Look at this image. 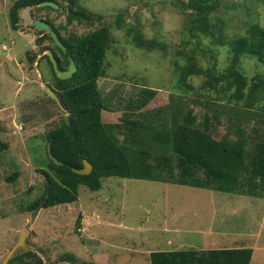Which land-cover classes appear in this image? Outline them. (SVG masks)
Masks as SVG:
<instances>
[{"label":"rangeland","instance_id":"rangeland-1","mask_svg":"<svg viewBox=\"0 0 264 264\" xmlns=\"http://www.w3.org/2000/svg\"><path fill=\"white\" fill-rule=\"evenodd\" d=\"M16 1L0 0V141L9 144L0 154V264L24 232L26 246L16 254L26 257L30 251L45 264H152L150 254L156 251L240 248L253 250L251 264H264V199L110 177L103 179L99 191L80 186L73 204L42 208L34 222V212H25L44 193L42 172L50 157L45 133L58 126L61 116L58 104L45 91L53 76L43 58L50 50L42 53V48L55 46L49 39L38 45L42 34L34 20H50L63 37L108 27L113 43L98 86L109 123H120L132 111L141 126L137 146L171 155L172 149L162 148L154 133L182 122L180 118L190 110L197 124L208 119L217 140L244 137L251 144L263 140L264 113L258 107L218 101L215 90L203 87L206 76H193L188 81L191 87L185 88L188 92H181L175 63H183L179 51L194 50L203 69L216 65L224 72L231 57L226 43L246 35L253 25L264 28V0H222L211 17L214 36L196 39L186 31L189 12L179 5L188 0H79L103 19L72 25H67L66 3L58 12L28 8L20 12L14 30L9 12ZM129 29L164 42L167 51L137 48ZM240 67L251 83L264 76L263 65L253 57H243ZM145 88L159 93L137 111L136 99ZM15 173L19 178L8 181Z\"/></svg>","mask_w":264,"mask_h":264},{"label":"trees","instance_id":"trees-1","mask_svg":"<svg viewBox=\"0 0 264 264\" xmlns=\"http://www.w3.org/2000/svg\"><path fill=\"white\" fill-rule=\"evenodd\" d=\"M47 1L56 3L60 9L65 8L66 3L67 25L75 21L93 23L103 19V15L88 10L79 0H17L9 12L12 28L18 29L22 10L36 8L58 12L51 7H40ZM221 1L188 0L179 3L182 11L189 12L186 31L192 38L214 36L211 17L220 8ZM39 20L47 22L55 30L66 48L62 50L47 32L40 31L42 37L37 39L38 45L49 39L55 46V49L43 47L42 53L52 51L62 71L67 70L72 57L78 70L72 78L59 80L48 55L43 56L52 71L50 88L62 103L61 107L58 106L61 114L58 126L45 133L47 155L50 145L52 156L62 165H57L49 157L47 170L42 172L44 193L38 201L26 207L25 212H34L43 202L44 209L73 204L78 201L80 186L99 191L103 179L110 177L158 181L264 199V138L256 144L248 143L244 137L236 141L226 137L217 140L208 119L206 123L197 124V118L190 110L180 118L182 122L172 123L154 133L155 141L162 148L172 149L171 155L155 154L138 147L137 129L141 126L133 119L135 114L126 112L127 118L123 117L120 123H109L105 99L98 86L99 79L105 76L106 59L113 43L111 30L104 26L84 36L70 33L63 37L50 20ZM118 26L122 28L120 24ZM127 33L139 49L167 51L164 42L146 38L140 29H129ZM220 45L225 44L220 42ZM226 45L230 48L231 57L224 72L217 71L216 65L212 69H203L194 50L179 51L183 63H175L179 70L177 88L187 93L185 88L191 87L188 81L193 76H206L203 87L215 90L218 101L244 108L258 107L264 113V76L251 83L240 67L242 58L249 56L264 68V28L253 25L246 35L232 39ZM36 59L34 56L31 61L34 63ZM142 91L136 99L139 103L135 107L137 111L146 108L159 93L148 88ZM49 99L57 104L54 99ZM8 148V142L0 141V154ZM84 160L93 167L88 176L73 171L82 169ZM18 178L19 173H15L7 180ZM77 224L80 225L79 219ZM252 259L253 250L249 248L156 251L150 254L152 264H251ZM8 264L45 263L29 251L26 257L14 255Z\"/></svg>","mask_w":264,"mask_h":264},{"label":"water","instance_id":"water-1","mask_svg":"<svg viewBox=\"0 0 264 264\" xmlns=\"http://www.w3.org/2000/svg\"><path fill=\"white\" fill-rule=\"evenodd\" d=\"M40 7H51L55 10H58L60 7L59 5H57L56 3L54 2H51V1H47V2H43ZM34 25L36 26V28L40 31H43V32H47L50 37L53 39L54 43L56 46H58L59 48H61L62 50H66V48L63 46L58 34L55 32V30L47 23V22H44V21H41V20H34ZM52 65H53V69H54V72L56 74V77L59 79V80H68L70 78H72V76L77 72L78 70V67H77V64L76 62L73 60L72 57H70V63H69V66L67 68V70H60L59 69V66H58V63H57V60L54 56V54L52 53V51H48L47 54ZM46 93L53 99L56 100L58 106H62V103L58 97V95L50 88V87H47L45 89ZM69 122V120H68ZM48 152H49V156L51 158L52 161H54L57 165H62L61 162H59L58 160H56L52 154H51V150H50V145H48ZM92 165L87 161V160H84V167L82 169H73V171L76 173V174H79V175H82V176H88L92 173ZM44 202L41 203L37 209L34 211V214H33V217H32V222L35 221L37 215L39 214V212L41 211L42 209V206H43ZM26 237H27V232H24L20 238V240L18 241V243L14 246V248L10 251V253L8 254L6 260L2 263V264H8V262L10 261V259L16 254V252L25 247L26 246Z\"/></svg>","mask_w":264,"mask_h":264}]
</instances>
